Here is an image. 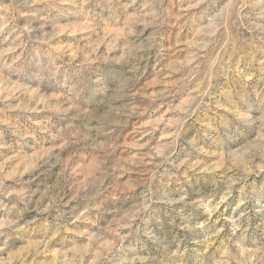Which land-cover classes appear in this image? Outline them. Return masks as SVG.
Listing matches in <instances>:
<instances>
[{"label":"clouds","instance_id":"clouds-1","mask_svg":"<svg viewBox=\"0 0 264 264\" xmlns=\"http://www.w3.org/2000/svg\"><path fill=\"white\" fill-rule=\"evenodd\" d=\"M0 264H264V0H0Z\"/></svg>","mask_w":264,"mask_h":264},{"label":"rangeland","instance_id":"rangeland-1","mask_svg":"<svg viewBox=\"0 0 264 264\" xmlns=\"http://www.w3.org/2000/svg\"><path fill=\"white\" fill-rule=\"evenodd\" d=\"M170 34V39H171ZM173 45L175 47L173 48ZM169 48H172L173 51L169 54L168 59L166 61H161L157 65V77H155L150 83L157 89L160 88H167L169 90H173L176 87V81L179 78V73H171V69L167 66L171 63L172 60L179 59L183 61L185 59V49L182 47V41L179 39H173L172 44H169ZM217 54H222L219 49H217ZM159 80V83H157ZM160 119L166 118L165 116L161 115ZM157 119V117H151L145 123H150L151 120ZM41 237L37 236L34 237V240L38 243Z\"/></svg>","mask_w":264,"mask_h":264}]
</instances>
